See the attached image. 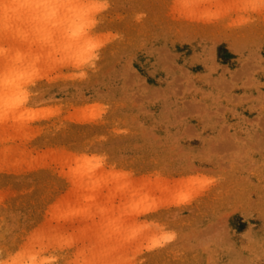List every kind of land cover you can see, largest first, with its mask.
I'll return each instance as SVG.
<instances>
[{
    "label": "rangeland",
    "instance_id": "1",
    "mask_svg": "<svg viewBox=\"0 0 264 264\" xmlns=\"http://www.w3.org/2000/svg\"><path fill=\"white\" fill-rule=\"evenodd\" d=\"M63 4L0 12V264H264V0Z\"/></svg>",
    "mask_w": 264,
    "mask_h": 264
},
{
    "label": "bare ground",
    "instance_id": "2",
    "mask_svg": "<svg viewBox=\"0 0 264 264\" xmlns=\"http://www.w3.org/2000/svg\"><path fill=\"white\" fill-rule=\"evenodd\" d=\"M64 1L65 0H33L30 5H24L21 2V0H19V2L17 4L13 3V0H0V12L4 16V20H5L4 25H6L5 32L12 31L13 28H14V30L15 29L18 30L19 24L21 23V21L23 19H25L24 14L27 11H29L30 9H31L30 13H32V17L36 18L39 10H47V9L55 10L58 7H60V4H63ZM63 5H65V4H63ZM30 20H33V19H27V21H30ZM72 22H73L72 19H69L68 21L65 20L64 18L61 19L59 21L60 24L58 25V23H57V25H58V27H61V34L62 35L45 41V44L46 45L49 44L50 40L57 42L60 39L68 36V35H66V33L69 31H68V29H64V26L69 28V25L72 24ZM88 30H89V28H87V31ZM87 31L83 32V34L80 35V39H83L84 37H86V35L89 34V32H87ZM16 32H18V31H16ZM5 35L6 34L4 33V36ZM11 66H12L11 72L13 74H16L20 69L19 66L18 67L14 66V65H11ZM5 82H4V85L2 86V87H4L3 91H1V93H3V94H6L7 90L10 87H14V85H12V83H10L8 80H5ZM9 116H10V118H8V119L18 120V119H21L23 117V114L20 111H18L17 114L9 115ZM80 184H83V182H81ZM83 186H84V184L81 187H83Z\"/></svg>",
    "mask_w": 264,
    "mask_h": 264
},
{
    "label": "snow or ice",
    "instance_id": "3",
    "mask_svg": "<svg viewBox=\"0 0 264 264\" xmlns=\"http://www.w3.org/2000/svg\"><path fill=\"white\" fill-rule=\"evenodd\" d=\"M61 264H64V262H61Z\"/></svg>",
    "mask_w": 264,
    "mask_h": 264
}]
</instances>
